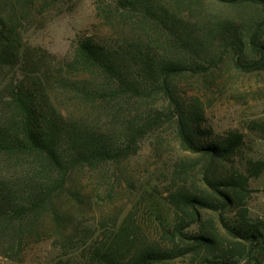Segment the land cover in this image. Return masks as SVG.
Here are the masks:
<instances>
[{
  "label": "trees",
  "instance_id": "16d2710c",
  "mask_svg": "<svg viewBox=\"0 0 264 264\" xmlns=\"http://www.w3.org/2000/svg\"><path fill=\"white\" fill-rule=\"evenodd\" d=\"M214 1L264 12V0ZM115 2L106 8L97 0L98 15H118L142 33L115 43L83 36L68 59L45 71L22 47L19 14L33 1L16 9L20 0L6 6L0 0V158L14 170L0 175V227L42 210L60 222L61 199L82 194L70 189L77 175L120 165L168 126L183 152L203 159L174 164L166 196L172 224L161 225L155 240L127 236L95 248L86 264H264V222L248 206L264 162L245 156L239 130L219 133L207 125L201 102L182 95L177 81L205 72L224 49L246 56L239 63L244 71L264 72V21L247 28L219 20L202 29L182 16L181 6L197 0ZM53 81L62 88H51Z\"/></svg>",
  "mask_w": 264,
  "mask_h": 264
},
{
  "label": "rangeland",
  "instance_id": "374dc122",
  "mask_svg": "<svg viewBox=\"0 0 264 264\" xmlns=\"http://www.w3.org/2000/svg\"><path fill=\"white\" fill-rule=\"evenodd\" d=\"M4 1L2 6H6ZM24 1L15 4L16 9H24ZM31 1L32 10H24V17L19 14L24 19L21 41L26 55L39 61L36 67L41 70L52 71L58 62L68 59L83 36L115 43L142 33L115 12L108 15H117L110 19L99 16L97 0ZM100 1L106 8L110 3L116 6L115 0ZM181 7L182 16L202 29L219 20H232L247 28L264 21L260 6L247 3L197 0V4ZM244 59V55L220 50L211 65L205 63V72H187L177 81L182 95L195 96L201 102L207 125L219 133L239 130L245 138V156L264 162V72L244 71L239 65ZM60 86L54 81L50 85L53 89ZM56 101L61 105L65 98L59 96ZM2 103L0 99V109ZM183 157L203 160L183 152L174 131L163 126L145 137L138 153L120 165L109 164L77 175L70 189L82 194L76 200L67 199L70 196L61 199L60 222L42 210L0 227V264H86L93 249L123 243L127 236L155 240L161 225L172 224L166 196L171 190L174 164ZM11 173L12 164L0 158V175ZM250 185L249 213L254 220L264 222V170Z\"/></svg>",
  "mask_w": 264,
  "mask_h": 264
}]
</instances>
